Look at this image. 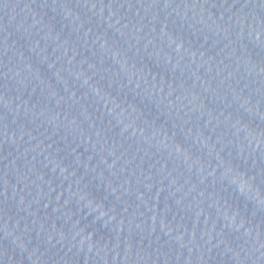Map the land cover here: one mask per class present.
I'll return each mask as SVG.
<instances>
[{
	"label": "water",
	"instance_id": "water-1",
	"mask_svg": "<svg viewBox=\"0 0 264 264\" xmlns=\"http://www.w3.org/2000/svg\"><path fill=\"white\" fill-rule=\"evenodd\" d=\"M0 264H264V0H0Z\"/></svg>",
	"mask_w": 264,
	"mask_h": 264
}]
</instances>
